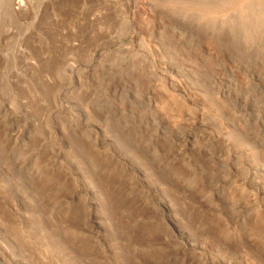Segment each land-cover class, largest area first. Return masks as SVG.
<instances>
[{
  "label": "rangeland",
  "instance_id": "rangeland-1",
  "mask_svg": "<svg viewBox=\"0 0 264 264\" xmlns=\"http://www.w3.org/2000/svg\"><path fill=\"white\" fill-rule=\"evenodd\" d=\"M0 264H264V0H0Z\"/></svg>",
  "mask_w": 264,
  "mask_h": 264
},
{
  "label": "bare ground",
  "instance_id": "bare-ground-1",
  "mask_svg": "<svg viewBox=\"0 0 264 264\" xmlns=\"http://www.w3.org/2000/svg\"><path fill=\"white\" fill-rule=\"evenodd\" d=\"M154 78L157 80L158 79V77L156 76V75H154ZM161 82H162V80H160ZM163 83V82H162Z\"/></svg>",
  "mask_w": 264,
  "mask_h": 264
}]
</instances>
